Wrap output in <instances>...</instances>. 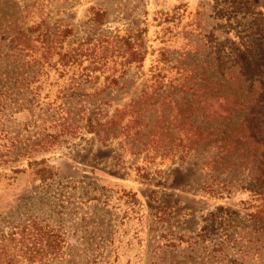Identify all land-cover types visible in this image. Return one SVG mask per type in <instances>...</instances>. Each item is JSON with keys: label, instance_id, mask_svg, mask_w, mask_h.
I'll use <instances>...</instances> for the list:
<instances>
[{"label": "rangeland", "instance_id": "obj_1", "mask_svg": "<svg viewBox=\"0 0 264 264\" xmlns=\"http://www.w3.org/2000/svg\"><path fill=\"white\" fill-rule=\"evenodd\" d=\"M0 45V229L61 238L31 264H264V0H0Z\"/></svg>", "mask_w": 264, "mask_h": 264}, {"label": "trees", "instance_id": "obj_2", "mask_svg": "<svg viewBox=\"0 0 264 264\" xmlns=\"http://www.w3.org/2000/svg\"><path fill=\"white\" fill-rule=\"evenodd\" d=\"M66 31L67 30L60 29V31L58 32V37L60 36V39L58 40L59 42L52 41L50 44H47L46 47L44 45L42 46V58H47V55L51 53V50L52 52L56 50L57 45H60L59 43H61L66 37ZM40 36L41 35H38L37 39L40 38ZM15 37L11 43H15V47L19 48L18 53L22 54L24 52L26 56L29 55V38L22 36V34H16ZM22 37H25V39L22 40ZM132 38V35L121 38L122 42L126 45V50L128 52L127 64L129 66L132 64H140L144 60L145 54L134 48V41L132 40ZM3 39L5 40V37H3ZM45 41L46 37H43L41 43L44 44ZM4 47H6V45H4ZM66 56L69 55L64 53L62 55V58L64 59ZM32 61H34L32 62V66H35L37 63V70L43 67V62L38 63V59ZM111 82L113 84H117V80L112 79ZM9 96L10 95L0 93V105H4L3 99L8 98ZM229 97H232L231 94H229ZM232 98L236 100L235 96H233ZM221 99L223 101V98H216V100ZM215 103L217 104V106L220 105L217 102ZM228 104L230 103L222 105L225 106ZM248 107H250V109L247 113V117H245L244 119V129L246 130L247 136H250L254 140L256 139L261 148L264 149V100L260 99L254 103L251 102L249 105H247V108ZM240 108L244 109L246 107H244V105L241 103H233L231 105H228L226 109H220L222 115L219 112V108H214L211 111L210 117L213 121H217L222 117L223 124L225 123L224 121L229 117L236 118V116L238 115V109ZM2 112L3 111L0 109V117ZM13 112H11V114H13ZM69 124L70 122L65 123V125L67 126H69ZM241 129L242 125L240 123H230V126L224 127V131L222 132V134H225L226 132H238ZM41 172L44 173L45 171L42 170ZM60 243L61 238L58 235L51 234V232L48 231L46 227L41 226L34 220L30 222L26 220L23 222L22 226H11L8 232H3V230L0 229V264H19L20 260L23 259V257H26L28 259V263L31 264L34 263V258L38 256L39 258L43 259L48 255H58L60 254V248H58Z\"/></svg>", "mask_w": 264, "mask_h": 264}]
</instances>
